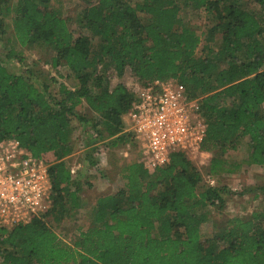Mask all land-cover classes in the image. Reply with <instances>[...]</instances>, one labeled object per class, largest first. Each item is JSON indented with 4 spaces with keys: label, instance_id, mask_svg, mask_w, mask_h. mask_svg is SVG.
Listing matches in <instances>:
<instances>
[{
    "label": "trees",
    "instance_id": "obj_1",
    "mask_svg": "<svg viewBox=\"0 0 264 264\" xmlns=\"http://www.w3.org/2000/svg\"><path fill=\"white\" fill-rule=\"evenodd\" d=\"M186 1L210 15L203 55L196 54L202 33L183 25L176 0H97L79 13L78 30L51 0H0V41L10 17L19 45L49 48L51 67L65 66L76 81L68 87L38 63H23L15 73L0 61V139L18 140L46 162L51 187L43 215L0 230V264H264V210L229 218L211 237H201L206 208L221 210L232 191L200 187V172L181 150L153 172L128 162L124 186L96 199L90 225L73 239L45 221L58 224L80 208L85 176L73 175L64 160L74 151L73 117L88 168L97 165L100 148L131 142L121 117L135 95L121 83L109 87L99 63L117 75L129 68L142 86L173 79L198 100L206 125L199 149L211 154L209 174L232 172L225 154L244 138L246 163L264 165V29L249 6L264 7V0ZM83 103L93 115L76 114Z\"/></svg>",
    "mask_w": 264,
    "mask_h": 264
},
{
    "label": "rangeland",
    "instance_id": "obj_2",
    "mask_svg": "<svg viewBox=\"0 0 264 264\" xmlns=\"http://www.w3.org/2000/svg\"><path fill=\"white\" fill-rule=\"evenodd\" d=\"M97 0H51L49 6L60 12L62 17L67 19L68 26L71 30H78L79 13L87 5L95 3ZM133 3L135 0H126ZM16 2V0H13ZM180 10L179 15L183 25L195 30L201 34V41L196 49L197 55H203L204 34L210 25V15L201 8H194L186 0H176ZM14 4V3H13ZM242 5H246L242 2ZM254 7L261 16V24L264 29V7L249 5ZM8 26L6 33L0 41V61L10 71L20 73L23 69V63H38L45 73H49V77L57 78L58 82L68 87H74L76 81L65 66L53 68L50 65V57L52 51L40 45L21 46L13 35L11 29L10 17H7ZM86 32V30H82ZM264 35V33H263ZM96 39V36H92ZM217 39V38H216ZM264 40V38H263ZM218 40H216L217 42ZM12 52L16 57L8 59L5 55ZM21 57L22 61L17 58ZM98 70L106 69L104 74L109 87H113L117 83L123 84L131 92H136L141 85L138 79L126 68L121 75L116 72L108 64L98 65ZM58 83H51V89L56 90ZM76 114H84L86 116L93 115L86 104L79 105ZM70 140L74 144V151L64 160L68 168L74 169L73 175L82 173L85 179L81 185L79 196L81 198L80 208L69 212V214L58 224L54 223L50 218H46L47 225L59 236L66 240L73 239L80 228L85 229L90 225L91 216L96 199L100 196L113 194L117 189L125 184L123 178L124 168L126 164L132 160L139 162V152L136 145L131 141H124L115 146L100 148L94 155L97 165L94 167H86L84 159L87 149L83 147L80 140L79 121L76 117L70 121ZM247 139H242L235 150H230L225 154L228 167L233 169L231 173H221L219 175H211L208 173L207 165L211 154H195L187 153V158L198 169L201 174L200 187L204 186H228L232 191L231 194L225 195V203L221 210H215L213 207H207L208 220L200 225L201 237H211L214 233L221 230L226 220L229 218H247L251 212L264 210V194L260 191V187H264V165H254L246 163ZM87 168V169H86ZM87 184H89L87 186Z\"/></svg>",
    "mask_w": 264,
    "mask_h": 264
},
{
    "label": "built area",
    "instance_id": "obj_3",
    "mask_svg": "<svg viewBox=\"0 0 264 264\" xmlns=\"http://www.w3.org/2000/svg\"><path fill=\"white\" fill-rule=\"evenodd\" d=\"M133 93L132 109L121 117L122 132L136 145L146 170L165 165L177 150L208 154L199 149L206 125L198 100L189 98L173 79H155ZM48 166L18 140L0 139V230L9 231L46 212L51 189Z\"/></svg>",
    "mask_w": 264,
    "mask_h": 264
}]
</instances>
